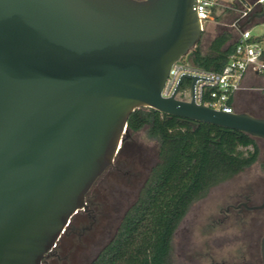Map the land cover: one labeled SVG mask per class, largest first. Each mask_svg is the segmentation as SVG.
Masks as SVG:
<instances>
[{"label": "water", "instance_id": "1", "mask_svg": "<svg viewBox=\"0 0 264 264\" xmlns=\"http://www.w3.org/2000/svg\"><path fill=\"white\" fill-rule=\"evenodd\" d=\"M201 36L195 0H0V264H42L89 212L135 110L264 141V118L195 102L210 79L182 75L162 97ZM184 82L189 102L175 99ZM260 251L264 264V236Z\"/></svg>", "mask_w": 264, "mask_h": 264}, {"label": "rangeland", "instance_id": "2", "mask_svg": "<svg viewBox=\"0 0 264 264\" xmlns=\"http://www.w3.org/2000/svg\"><path fill=\"white\" fill-rule=\"evenodd\" d=\"M224 4L225 8L215 13L219 20L203 22L200 40L203 50L223 28L238 38V29L230 25L238 19L237 0ZM247 28L264 49V19L253 21ZM187 59L185 57L183 62L187 63ZM257 80L254 90L238 95L240 104L236 108L242 113L264 118V75H259ZM186 84L184 82L178 96L181 100L189 98ZM257 145L262 150L264 141L258 139ZM156 147L155 142L142 133L127 142L113 166L88 192L86 201L91 213L79 212L71 219L46 264L92 263L112 239L125 212L135 201L149 168L156 161ZM259 163L212 188L204 199L191 205L173 236L172 264H254L260 259L264 209L234 208L261 205L264 170Z\"/></svg>", "mask_w": 264, "mask_h": 264}, {"label": "trees", "instance_id": "3", "mask_svg": "<svg viewBox=\"0 0 264 264\" xmlns=\"http://www.w3.org/2000/svg\"><path fill=\"white\" fill-rule=\"evenodd\" d=\"M251 42L256 40L252 38ZM235 43L231 31L223 28L204 50L199 41L191 50L190 63L220 73ZM127 131L129 135L116 160L127 142L142 133L155 142L156 161L112 239L91 264H172L173 236L191 205L259 161L264 170V148L259 149L258 139L237 131L170 117L152 109L135 110L128 119Z\"/></svg>", "mask_w": 264, "mask_h": 264}, {"label": "built area", "instance_id": "4", "mask_svg": "<svg viewBox=\"0 0 264 264\" xmlns=\"http://www.w3.org/2000/svg\"><path fill=\"white\" fill-rule=\"evenodd\" d=\"M227 1L230 0H195L197 19L202 32L203 22L212 21L216 17L215 13H220L225 8L224 2ZM237 3L240 10L238 11V19L232 26L238 29L239 35L236 39L234 52L223 70L220 73H215L195 68L190 63V55L188 54L185 56L188 58L187 63L183 62L185 61L184 57L175 62L170 68L161 92L162 97H171L182 75L210 79L212 82L205 80L196 82L194 86L195 102L225 114L235 113L229 101L237 92L242 90L245 75L247 73L264 75V60L262 58L264 49L261 48L259 43L251 42L252 37L249 28H247L253 21L258 19L250 20V18L264 11V0H237ZM181 89L182 86L175 95V99L189 102L190 94L188 99L181 100L178 98Z\"/></svg>", "mask_w": 264, "mask_h": 264}, {"label": "crops", "instance_id": "5", "mask_svg": "<svg viewBox=\"0 0 264 264\" xmlns=\"http://www.w3.org/2000/svg\"><path fill=\"white\" fill-rule=\"evenodd\" d=\"M258 76L259 75H254L252 73H247L243 79V82H242V90L237 92L233 98L231 99V105L235 111V113H242L240 111L237 110L236 106L240 104V100L238 99V95L241 93V92H248L250 90H254L253 87H254V84L256 82H258Z\"/></svg>", "mask_w": 264, "mask_h": 264}, {"label": "flooded vegetation", "instance_id": "6", "mask_svg": "<svg viewBox=\"0 0 264 264\" xmlns=\"http://www.w3.org/2000/svg\"><path fill=\"white\" fill-rule=\"evenodd\" d=\"M187 85V87H188V91L190 92V88H189V84H186ZM262 202H263V200H262ZM86 203H87V201H86ZM262 204V203H261ZM88 206V205H87ZM260 206V205H259ZM259 206H252V207H249V206H247V205H238V206H236V207H234V208H236L237 210L239 209V208H241V207H244V208H246V209H248V210H258V209H256L257 207H259ZM264 209V208H263ZM259 210H262V209H259ZM91 212L89 211L88 212V214H90ZM260 244H261V242H260ZM47 260H48V257L43 261V263L44 264H46V262H47ZM254 264H262V259H261V251H260V259L257 261V262H255Z\"/></svg>", "mask_w": 264, "mask_h": 264}]
</instances>
